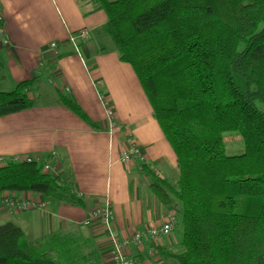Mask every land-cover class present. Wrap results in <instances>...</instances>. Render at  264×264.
<instances>
[{"label": "trees", "instance_id": "obj_1", "mask_svg": "<svg viewBox=\"0 0 264 264\" xmlns=\"http://www.w3.org/2000/svg\"><path fill=\"white\" fill-rule=\"evenodd\" d=\"M77 3L84 15L104 12L102 32L132 68L176 156L174 186L138 163L158 201L181 209L183 251L160 249L161 256L177 264H264V0ZM34 81L0 91V117L33 106ZM59 100L97 127L72 98ZM230 132L241 137L242 154H226ZM45 163L4 162L0 196L33 192L83 207L71 184L44 172ZM92 244L78 229L29 242L13 222L0 224V264H100Z\"/></svg>", "mask_w": 264, "mask_h": 264}, {"label": "crops", "instance_id": "obj_2", "mask_svg": "<svg viewBox=\"0 0 264 264\" xmlns=\"http://www.w3.org/2000/svg\"><path fill=\"white\" fill-rule=\"evenodd\" d=\"M84 11L77 0H0V91L35 79L28 92L33 106L0 117V165L45 159L48 172L71 184L83 202L81 207L33 192H5L0 199L8 196L41 202L44 207L12 213L0 202V224L13 222L29 242L78 229L92 238L100 264H111L110 241L103 228L83 225L91 210L108 201L120 242L172 216L171 234L158 243L164 253L179 254L183 251L180 206L175 200L162 205L138 164H147L159 179L174 186L179 176L175 153L132 68L119 61L110 38L102 32L104 12L84 15ZM81 29L89 36L76 52L67 40ZM59 94L72 98L97 127L63 106ZM105 103L113 112L111 119ZM132 145L139 156L122 162V153ZM123 248L138 264H152L146 241L142 249L130 243ZM161 264L177 263L161 256Z\"/></svg>", "mask_w": 264, "mask_h": 264}, {"label": "built area", "instance_id": "obj_3", "mask_svg": "<svg viewBox=\"0 0 264 264\" xmlns=\"http://www.w3.org/2000/svg\"><path fill=\"white\" fill-rule=\"evenodd\" d=\"M2 23V17L0 16V24ZM2 30L0 29V32ZM88 31L86 29H81L78 32L72 33L68 41L75 48V51H79V45L84 44L88 40ZM56 44H51V48H55ZM68 92V89H66ZM106 115L109 119L112 118L113 112L108 108V104L105 103ZM139 156V151L132 145L130 148L126 149L121 156V161L126 163L133 158ZM23 161L31 162L37 161L31 158H26ZM48 165L45 164L43 167L44 172H48ZM1 204L12 213H19L23 210L30 208H42L44 204L41 202H30L27 200H17L12 197L3 196L0 199ZM114 216L111 209V205L108 201H105L103 205L98 206L91 210L88 214V218L84 221V226H91L93 224H98L103 228L106 233L108 240L110 241V263L111 264H138V262L128 254L124 252V246L128 243L134 245L138 249H142L145 246L146 241V253L147 257L151 259L152 264H161V254L159 248V240L163 237H167L171 234L173 229V224L175 222L174 218L171 216L157 227H147L141 231L135 232L128 241L120 242L113 229Z\"/></svg>", "mask_w": 264, "mask_h": 264}, {"label": "rangeland", "instance_id": "obj_4", "mask_svg": "<svg viewBox=\"0 0 264 264\" xmlns=\"http://www.w3.org/2000/svg\"><path fill=\"white\" fill-rule=\"evenodd\" d=\"M223 141L225 145L226 154L229 156H235L242 154L244 151L243 142L241 137L237 133H224ZM46 164V163H45ZM3 165V164H2ZM48 165V164H47ZM49 171V169H48Z\"/></svg>", "mask_w": 264, "mask_h": 264}]
</instances>
